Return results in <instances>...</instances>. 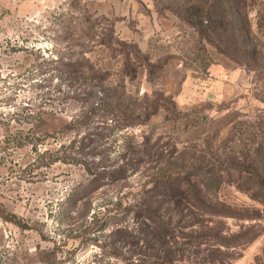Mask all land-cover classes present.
<instances>
[{"label": "rangeland", "instance_id": "374dc122", "mask_svg": "<svg viewBox=\"0 0 264 264\" xmlns=\"http://www.w3.org/2000/svg\"><path fill=\"white\" fill-rule=\"evenodd\" d=\"M217 1L4 0L0 264L161 262L128 244L163 251L160 230L135 215L143 205L176 229L165 250L187 255L174 264H264V82L236 63L229 19L213 32ZM261 2L247 0L253 31ZM111 39L114 52L98 46ZM81 57L112 75L118 118L133 126L98 129L100 114L68 127L78 107L60 111L67 83L55 70ZM160 174L201 200L177 215L163 189L143 198Z\"/></svg>", "mask_w": 264, "mask_h": 264}, {"label": "trees", "instance_id": "16d2710c", "mask_svg": "<svg viewBox=\"0 0 264 264\" xmlns=\"http://www.w3.org/2000/svg\"><path fill=\"white\" fill-rule=\"evenodd\" d=\"M259 1H262V5L260 7L261 10L257 12V31L252 30L253 27L247 20V0H218L215 3L213 10L207 14H209V17L213 19V32H216V28L220 25V23L229 19L228 23L232 28H234V33L237 37L235 38L236 43L238 44V48L235 50L238 57V62L236 63L245 70L258 75L264 82V0ZM98 46L113 52L115 49V46L112 44V39L110 43H107L106 41L98 42ZM224 55H226V53H224ZM127 61L129 60L127 59ZM58 65L59 66L55 70V73L60 75L61 78H64L63 82L67 83V88L63 93V98L57 100L59 103L63 104L60 111H66L69 109L70 103H73V105L78 107L77 110L73 112L74 114L72 116L71 123L68 126L69 128L79 129L86 121L100 114H104L105 121H103V125H98V129L111 130L106 126L108 122H111L116 129H126L133 126V123L130 118H127V116L123 115L122 120L118 118V113L124 98L120 95V86L118 87L116 83H110L112 75L108 71H104L99 67L90 64L82 57L76 62H72V60L70 62L68 60L66 63ZM128 77H130V74H128ZM20 85H15V89H17ZM168 100L170 101L169 98ZM125 108L126 111H129L131 106ZM31 119L35 122L40 120V116ZM97 137L103 138L104 136L98 134ZM126 170H128V164H123V166L120 167L119 172H125ZM235 173L238 174L239 177H243L245 175L256 179L259 177L256 172L241 168H237ZM152 183L153 188H151L149 192L143 194L142 197L149 200H155L157 192L163 189L164 195L162 196V199L164 200H161V203L168 204L169 206L175 205L176 208L174 211L177 215L179 213L181 214V212L178 211L179 207L183 203H190L189 200H192L190 197H193L192 203L194 207L195 204L199 202V195L195 196V193L190 192L192 195L194 194V196H189V191H185V180L181 177L160 174L158 175L157 181ZM189 186L192 185L189 183ZM142 207L143 208L141 209L136 208L134 210L135 215L142 219L144 217H148L145 220L151 221L155 228L160 230L159 233H155V236L153 234V239H155L156 242L158 240L160 241V247L163 248V251L159 252L153 248V240L150 242H141L140 238H133V235H130L127 240L132 251L133 247L138 251L143 250V254H138V256L141 255L144 257H146L149 252L156 253L154 256H149L150 258L154 257L155 259L161 261L156 264H174V261L186 257L187 254L184 252L183 254L181 252L175 253L171 250H165V246H168V239L172 237L176 238L175 234H173L176 229L172 227V224L169 221L165 222L159 218L153 209L144 207V205ZM144 226L147 227L146 225ZM143 231L146 230L143 228ZM152 232H154V229ZM184 238L186 239L187 236ZM188 238L190 240L193 239L192 241L194 244L197 243L196 238L193 236H188ZM194 255L195 257L197 256L196 253ZM128 262H130V264L133 263V255ZM140 262L145 263L144 260H140Z\"/></svg>", "mask_w": 264, "mask_h": 264}, {"label": "crops", "instance_id": "0c3cea01", "mask_svg": "<svg viewBox=\"0 0 264 264\" xmlns=\"http://www.w3.org/2000/svg\"><path fill=\"white\" fill-rule=\"evenodd\" d=\"M2 5H4V0H0V15H1Z\"/></svg>", "mask_w": 264, "mask_h": 264}]
</instances>
